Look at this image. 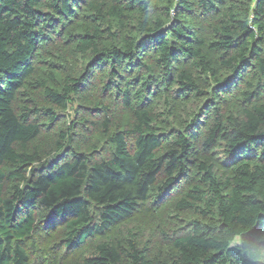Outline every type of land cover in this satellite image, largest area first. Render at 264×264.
Wrapping results in <instances>:
<instances>
[{
  "label": "trees",
  "instance_id": "1",
  "mask_svg": "<svg viewBox=\"0 0 264 264\" xmlns=\"http://www.w3.org/2000/svg\"><path fill=\"white\" fill-rule=\"evenodd\" d=\"M52 36L79 72L36 65ZM89 93L97 120L44 147L41 118ZM177 187L156 264H264V0H0V264L51 232L85 253L67 264H154L126 225Z\"/></svg>",
  "mask_w": 264,
  "mask_h": 264
},
{
  "label": "rangeland",
  "instance_id": "2",
  "mask_svg": "<svg viewBox=\"0 0 264 264\" xmlns=\"http://www.w3.org/2000/svg\"><path fill=\"white\" fill-rule=\"evenodd\" d=\"M68 24L66 26H68ZM52 37H53L52 38L53 41H48V43H46L45 45H42L39 51L40 54L38 55V57H36V60H35L36 65L38 64V67L43 66L42 60L45 55V51L47 49H51V51H54V53L57 52L58 56L56 58L51 59V62H49L50 64H47L48 70H53L55 72L60 73L61 75H65V74L71 75V74H75V72H79V70L82 68L81 60H79L78 57L76 58L74 56V53H72V51L69 50L68 46L62 47V44L59 41L60 39L55 38L54 36ZM37 72H39V70ZM37 74L40 75L39 73ZM55 79H60L59 74H57ZM96 79L97 78L94 77L93 82H95ZM94 87L90 89V93L92 94L94 93ZM37 93H38L37 90H29L28 96L29 98H33L34 96H36ZM90 93L86 95L81 94L78 97H74V102L71 105H69L66 111L63 112V111L56 110L57 112L56 116L58 119L53 124L50 125L46 119L41 118L42 123H46L45 124L46 126H44L42 129L43 131H42V139H41V143L44 144V147L45 145L49 144L51 140L54 138V135H52L50 131H55L54 129H58V128H65L66 123L64 122H72V121L80 120L81 117H83V115L88 118L87 121L97 120L98 117L96 116L97 114L96 111L86 110V108H93V106L88 105V100L91 96ZM164 109L165 108L163 107L159 111H164L166 113ZM191 115H192V112H189L188 108L186 109L183 106V108H181L177 112V119L179 120V122L181 121L185 122L186 120L189 119L188 116L191 117ZM116 118L117 117H114V120ZM61 120H63V124L60 125V123L62 122H59V121ZM170 123H172V121ZM87 124H89V122H87ZM83 131L88 132L90 131V129L87 128V129H84ZM99 137L95 138L94 140H91L90 142L87 143V145L90 147L96 139H99ZM95 145H98L99 147V148H96L97 153H106V151L109 150L108 142L106 141V139L102 138V136L99 140H97V143ZM76 149H79V147L76 146ZM37 166H38L37 164L34 165V167H37ZM160 182L161 181L159 180L158 183ZM182 189L184 188L177 187L173 189L170 193L163 195L162 198H157V199L153 198L152 204L147 205L148 207L147 213L144 214L147 216H149L150 214V217H145L141 215V217L138 218L136 221L134 222L132 221L130 224L126 225L127 228H132L133 231L137 233V237L142 238V241H145V240L149 241L147 242V245L151 253L150 259H152L154 264H156L157 261L161 262L165 260L167 253H169V251L166 250V245L162 243L161 241L160 233H158L155 230V228L160 227L159 226L160 223L166 225V227H170L172 225L168 222H170V220L173 219L174 213L167 206H168V203L174 201V199L182 195V191H184ZM156 204L158 206L156 210L152 212ZM116 232L119 233L118 234L119 238H123L124 236H126V233L123 230V227H121ZM53 233L54 232L48 233L49 237L47 239L46 244H47V248L49 247V249H47V251L37 252L35 256V260L37 264H67V262L74 261L78 257L85 254L84 252L83 253L73 252V253L66 255L65 251H63V245L61 244L62 243L61 233L60 232H57L55 234ZM59 248L61 249L59 250ZM60 259H62V261Z\"/></svg>",
  "mask_w": 264,
  "mask_h": 264
}]
</instances>
